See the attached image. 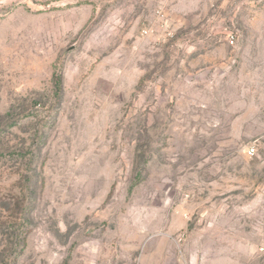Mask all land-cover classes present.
<instances>
[{"label": "rangeland", "instance_id": "374dc122", "mask_svg": "<svg viewBox=\"0 0 264 264\" xmlns=\"http://www.w3.org/2000/svg\"><path fill=\"white\" fill-rule=\"evenodd\" d=\"M0 264H264V0H0Z\"/></svg>", "mask_w": 264, "mask_h": 264}, {"label": "built area", "instance_id": "2783aa9c", "mask_svg": "<svg viewBox=\"0 0 264 264\" xmlns=\"http://www.w3.org/2000/svg\"><path fill=\"white\" fill-rule=\"evenodd\" d=\"M143 33H144V34H147L148 31H147V30H144ZM230 42H231V44H234V40H233V38L231 39ZM250 153H252V154L255 153V149H251V150H250Z\"/></svg>", "mask_w": 264, "mask_h": 264}, {"label": "trees", "instance_id": "16d2710c", "mask_svg": "<svg viewBox=\"0 0 264 264\" xmlns=\"http://www.w3.org/2000/svg\"><path fill=\"white\" fill-rule=\"evenodd\" d=\"M57 84L61 86V79H58Z\"/></svg>", "mask_w": 264, "mask_h": 264}]
</instances>
